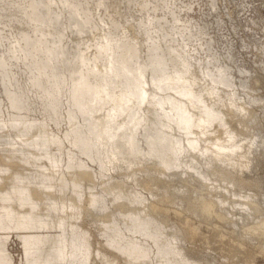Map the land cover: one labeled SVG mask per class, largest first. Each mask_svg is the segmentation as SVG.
Wrapping results in <instances>:
<instances>
[{"label": "bare ground", "instance_id": "obj_1", "mask_svg": "<svg viewBox=\"0 0 264 264\" xmlns=\"http://www.w3.org/2000/svg\"><path fill=\"white\" fill-rule=\"evenodd\" d=\"M25 1L0 0V264L15 237L24 264H257L264 214L232 185L264 160L241 137L260 77L197 0Z\"/></svg>", "mask_w": 264, "mask_h": 264}, {"label": "rangeland", "instance_id": "obj_2", "mask_svg": "<svg viewBox=\"0 0 264 264\" xmlns=\"http://www.w3.org/2000/svg\"><path fill=\"white\" fill-rule=\"evenodd\" d=\"M8 1H10V4H15V0ZM21 1V5H25L26 1ZM217 2L219 5L214 8L211 5V0H197L195 3V9L192 10L191 13H193V15L199 18L206 26H208V32L210 35L217 38V45L219 46L220 50L224 51L228 46L238 58L239 61L237 63L245 66L248 68V70L253 71V74H258L260 77L259 81L254 82V93L256 94L250 97L247 96V100L250 102L249 105H251V102L255 103L256 105H253V108L251 109L252 112H250L247 119L248 127L246 126L244 129V134L241 136H247L248 138H253L256 141L258 139V136L256 135L257 133H259V135L262 137L264 136V107L258 104L261 100L264 101V0H218ZM27 9H31V7L28 6ZM229 11L231 13H227ZM222 16L224 20L222 21L221 25H218L217 20ZM6 19L9 20V18ZM12 29L13 27L6 25L5 32L7 38L11 40L14 37V34L11 32ZM234 70H237V74H242L241 70L237 68V65H235ZM237 79L239 81L240 77ZM257 96H259L260 99H257ZM0 98L6 104L0 113V116H7L9 113L8 108L10 107H8L9 101L6 98L5 92L3 90L0 91ZM11 109L13 110V107ZM34 114L39 115L38 112H34ZM255 148L257 152L256 154L260 158V156L264 154V145H257ZM245 174L247 176H255L257 183L255 185H249L238 182L235 185H232V189L240 192L241 194L248 192L251 193V195H254L257 198L258 206L260 207L258 212L264 214V160H260L259 165L256 166L254 171L248 169ZM178 180L183 181V179L180 178L173 181V183L177 182ZM184 183H187L190 188L188 189L187 194L194 195L197 191V188L195 189L194 184L191 182ZM218 189L226 190L224 187H220ZM213 192L215 193L217 191L213 190ZM210 227L211 225H204L203 229L207 233L212 232L214 235L213 237H215V235L218 237L219 231H221L220 229L222 227H217L216 231H208ZM98 237L102 239L103 242H109L110 239V237L107 238L104 233L99 231ZM184 242L189 248H199L201 250L204 248L203 245H206L204 243L205 240L199 238L196 240V242H189L186 240ZM217 243L218 242H215L212 245L216 247ZM254 243L256 246L258 245V243ZM9 244V249L13 255V260L10 264H24L25 249L23 247V243L17 237H15L14 240H12ZM243 250L244 249H241V251H233L229 255L230 264H242L240 263L239 259L244 253ZM210 251L213 252V254H216L219 249L212 248ZM196 258L193 259L198 260V257ZM199 260H202L207 264L210 261L207 257H202L201 259L199 258ZM222 260H226V257L219 255V257H216V259L212 260V262L214 261V264H223ZM256 263L264 264L263 254L257 253Z\"/></svg>", "mask_w": 264, "mask_h": 264}]
</instances>
